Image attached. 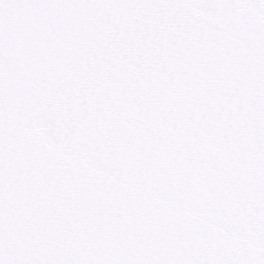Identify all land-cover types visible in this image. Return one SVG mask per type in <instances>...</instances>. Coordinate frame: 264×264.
I'll return each instance as SVG.
<instances>
[{"label": "snow or ice", "instance_id": "1", "mask_svg": "<svg viewBox=\"0 0 264 264\" xmlns=\"http://www.w3.org/2000/svg\"><path fill=\"white\" fill-rule=\"evenodd\" d=\"M0 264H264V0H0Z\"/></svg>", "mask_w": 264, "mask_h": 264}]
</instances>
